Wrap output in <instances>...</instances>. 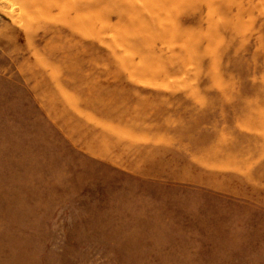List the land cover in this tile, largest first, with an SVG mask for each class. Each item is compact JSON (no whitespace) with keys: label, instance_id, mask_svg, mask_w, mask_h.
<instances>
[{"label":"rangeland","instance_id":"1","mask_svg":"<svg viewBox=\"0 0 264 264\" xmlns=\"http://www.w3.org/2000/svg\"><path fill=\"white\" fill-rule=\"evenodd\" d=\"M0 264H264V0H0Z\"/></svg>","mask_w":264,"mask_h":264}]
</instances>
